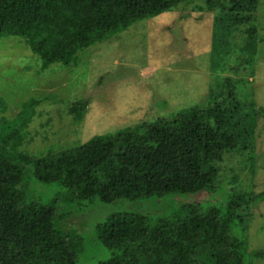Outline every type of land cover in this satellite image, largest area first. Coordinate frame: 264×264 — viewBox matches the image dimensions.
<instances>
[{"label":"trees","instance_id":"obj_1","mask_svg":"<svg viewBox=\"0 0 264 264\" xmlns=\"http://www.w3.org/2000/svg\"><path fill=\"white\" fill-rule=\"evenodd\" d=\"M190 1L0 0V38H24L41 56L43 67L68 64L86 48L134 23ZM203 2L209 11L221 13L214 23L212 69L220 75L221 60L236 59L228 70L234 76L227 74L218 88L210 87L207 104L41 155L21 148L30 136L27 126L37 99L25 104L12 121L0 124V264L88 262L84 237L76 228H63L57 207L28 200L20 190L27 175L28 182L32 177L57 184L71 201L98 198L111 203L167 194H209L225 156L254 149L264 107L255 98L243 101L237 84L255 75L260 0ZM232 30H238L240 43H231ZM240 72L244 78H239ZM87 105L84 99L73 101L70 113L77 122L85 117ZM260 200L264 191L237 190L221 205L204 208L200 202L181 203L179 211L157 218L135 210L113 212L97 227V241L109 252L97 264H246L247 228L241 231L238 225L244 221L242 212L247 215ZM253 255L264 258V249Z\"/></svg>","mask_w":264,"mask_h":264},{"label":"rangeland","instance_id":"obj_2","mask_svg":"<svg viewBox=\"0 0 264 264\" xmlns=\"http://www.w3.org/2000/svg\"><path fill=\"white\" fill-rule=\"evenodd\" d=\"M219 14L220 10L209 11L203 0L183 2L172 11L140 20L128 30L86 48L73 62H54L46 67L24 38L1 37L0 124L12 121L25 104L37 99L27 126L30 136L21 148L41 155L87 142L94 135L114 133L137 122H154L192 105L207 104L210 87L218 88L224 76L235 74L228 71L235 58L226 63L221 60L220 75L211 67L214 23ZM256 16L255 75L246 83L238 81L237 90L243 101L255 98L264 107V0H260ZM231 34V43L242 41L238 30ZM223 67L226 70L221 72ZM239 75L244 78L243 72ZM77 99L88 101L80 122L70 113ZM219 166V179L209 194H167L111 203L98 198L71 201L57 184L32 177L28 182V175L20 190L26 192L28 200L55 205L63 228H76L84 237L85 263L97 264L109 257L97 241V227L113 212L135 210L157 218L179 211L181 203L200 202L205 208L225 203L233 191H264V118L258 117L254 149L228 153ZM242 215L244 221L238 226L241 231L247 228L246 264H264V258L253 255L264 249V200L255 202L248 214Z\"/></svg>","mask_w":264,"mask_h":264}]
</instances>
